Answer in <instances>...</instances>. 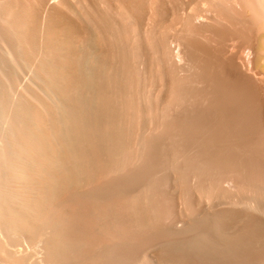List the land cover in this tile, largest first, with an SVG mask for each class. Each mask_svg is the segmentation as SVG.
I'll return each mask as SVG.
<instances>
[{"label": "bare ground", "instance_id": "1", "mask_svg": "<svg viewBox=\"0 0 264 264\" xmlns=\"http://www.w3.org/2000/svg\"><path fill=\"white\" fill-rule=\"evenodd\" d=\"M57 1L58 4L48 6L49 0H0V69L11 67L19 55L29 58L36 48L35 34H47L48 55L44 56L43 74L49 86L68 103L64 109L52 107L48 119L26 103L19 106L28 117V122L20 128L26 146L19 150L36 162L38 172H44L43 165L49 168L46 170V193L34 206L39 210L36 214L44 216L38 219L41 222L48 213L55 215L51 218L54 223L49 218L52 215H48L50 221L47 222L50 223L48 225L45 221V228L39 222L45 230L44 236L49 233L45 239L53 233L58 236L52 246V237L55 241L56 235L46 240L47 243L51 241L49 245L45 242L47 248L39 245L42 251L45 253L50 249L49 257L60 258L56 260L60 263L63 258L67 263L66 258L71 252L75 253L76 260L72 257L71 264L139 261L140 251L145 255L153 241L163 240L170 233L173 236L172 230L177 229L165 228V220L173 219L168 210L170 201L167 203L169 199L164 191L167 185L165 189L163 187L169 175L163 180V177L158 178L157 171L168 161L173 165L180 160L175 166L182 176L187 172L194 175L206 168L207 174L221 175L217 177L219 180L216 178L221 184V179L224 182L226 178L232 181L231 184L241 185L251 198L243 196L245 199L235 200L234 203L242 204L240 207L220 208L212 216L209 211L210 215L205 211L207 215L202 216V211L198 221L193 219L196 223L190 230L194 233L190 231L187 239L189 235L196 236L195 239L191 237L195 248L206 249V255H199L205 252L199 248L198 256L191 255L197 250L188 251L191 243H184L186 241L183 243L188 244L187 247L190 245L188 248L174 245V235L173 246L167 237L164 240L167 248L160 243V247L165 246L161 249L162 256L173 257L179 264H264V40L261 42L256 35L258 23L260 20L264 22V0H220L214 3L218 15L229 25L207 26L210 30L207 48L201 54L196 50L195 40L187 36L179 38L184 47L183 55L194 68L189 69L191 73L186 76L185 71L184 77L179 76L171 60L169 37L155 34L170 13L167 0ZM170 1L175 15L196 0ZM246 5L251 10L248 19L242 11ZM47 6L44 18L43 11ZM150 7L153 8L154 24L144 37L139 25L147 17ZM188 18L190 20L191 16ZM80 43L84 49L80 48ZM3 44L9 49L10 56L2 52ZM92 45L104 47L101 55L91 50ZM148 46L153 49L163 47L164 57L150 55ZM153 61L161 66L158 71L154 70ZM140 63L147 67L144 74L149 70L153 78L167 82L166 85L161 82L164 87L174 90L166 107L160 110L161 115L155 108L154 111L150 99L149 103L142 101L148 83L143 81L147 76H143ZM195 79L200 80L202 86ZM175 90L179 92L175 93ZM198 97L199 100L204 98L203 106H200L203 101ZM155 113L159 115L155 116ZM150 121L154 122L153 129L148 127ZM139 180L150 187H138ZM202 180L201 177V183ZM188 187L191 188H185ZM209 187L213 193L217 192L216 187V191L212 185ZM239 187L235 189H241ZM188 193L193 194L192 188L186 193L187 197ZM223 194L221 199L223 196L226 199L227 195L231 198L226 200L233 202V194ZM215 195L214 199L218 198ZM191 198H195L194 195ZM3 206L0 197V226L7 231L15 230L19 222L28 223L26 217L17 215V211L10 207L11 217L5 219ZM35 224L39 230L40 224ZM163 226L171 232L163 230ZM47 227H52L53 232ZM211 231L217 234L216 238L220 237V241L219 238L215 241L214 233V240L209 236ZM35 234L39 236V232ZM30 238L32 241V236ZM22 239L25 242L24 236ZM37 239L34 238L33 245L44 240ZM109 243L107 248L103 246ZM0 249H3L1 245ZM52 258L49 260L53 262ZM147 258L150 260V255ZM4 262L8 264L10 261Z\"/></svg>", "mask_w": 264, "mask_h": 264}, {"label": "rangeland", "instance_id": "2", "mask_svg": "<svg viewBox=\"0 0 264 264\" xmlns=\"http://www.w3.org/2000/svg\"><path fill=\"white\" fill-rule=\"evenodd\" d=\"M219 2H220V0H212L211 3H207V2L202 1V0H196L192 5H189L186 9H183V8L179 9L178 12L174 15L173 3L170 0H167V6L170 10V13L167 16V21L165 23L161 24L159 26L160 28L158 27L156 29L155 34H157L158 36H165L166 35L169 37V41L172 43V44L169 43L170 49H172V51L174 49V51H175V52L171 51V56H172L171 60H172L173 64L175 65L176 71L178 72L179 76H180V74H181V76L184 75L185 71H186V74H185V76H186L188 73H191L190 70H192V68H193L191 65L189 66V64H191V63H189V60L186 57H184V55H183V48L184 47L181 44L179 38L181 36H187V37L195 40L197 43L196 50L199 54H201V53H203L204 48L205 47L207 48V34H209V32H210V30L207 28V26L210 24L218 25L221 23H223L225 25H229V23L226 20L222 19L216 11V7H215L214 3H219ZM52 4H58V1L57 0L56 1L55 0H49L48 6L52 5ZM48 6H47L46 10L43 11L44 18H45V14H47ZM242 11H243L244 16L247 19L250 18V11L251 10H250V7L248 5L244 6ZM152 13H153V8L150 7L148 10L147 17L140 23L141 25H139L141 34L144 37L147 36L151 27L154 24ZM189 15L191 16L190 20L188 18ZM144 21H145V23H144ZM258 22H259V20H258ZM260 22L258 23L259 28L256 31V35H257V38H259V39L261 38L260 41L263 42V40H264V34H263L264 33V25H263L264 22H263V20H260ZM43 26H44V24H43ZM43 26H42V30H43ZM164 27H166V28H164ZM161 31H164L166 34L163 32L164 35H162ZM82 35H84V34H82ZM35 42H36V48H35L34 52L31 53V56L29 58H26L23 55H19V57H16L13 65L11 67H4V68L0 69V87H1L0 88V197H1V200L4 204L3 214H4L5 219L8 220L11 217L10 216L11 214L8 211V208L10 207L15 212L17 211L16 212L17 215L21 214L20 216L26 217V219L28 220V223H29L28 224V223L19 222L17 228L13 231L8 230L9 232L5 229V227L0 226V229H1L0 230V245L2 246V248L5 251L4 252L3 249H0V251H1L0 252V261L2 260L0 262V264H6V262H4V261H8V262L10 261L9 263L7 262L8 264H13L14 262L17 264H56L55 261L60 259V258L55 259V258L49 257V253H50L49 250L50 249L49 250L46 249L45 253H46V255L48 254L46 256L44 251H42L43 248H40V246L47 248L46 247L47 244L49 245V243H51V241H52L51 246L54 245V243L56 242V238L58 235H56L54 233H53V235H56V237L54 236L55 241H53V237H52L53 235L52 234H50L52 236H49V239H51L50 237H52V240L49 241V243H47L48 241H46L49 239H45L46 237H48L47 235L49 233H47V232L49 230L51 232H53L52 227L54 224L53 225L51 224L52 230L50 227H47V229H49V228L50 229L47 230V232H46L47 234L45 236H44L45 230H42V228H41V226L44 224L45 221L46 222L50 221V219L54 218L55 215L53 216L52 215L53 213H48L47 216L45 215L44 222H41L42 220L39 221L38 219H42L44 216L39 217L37 215L39 213L38 207L36 205L34 206L35 203L42 200L43 196L46 193V186L48 184V180H47L48 178L46 175V173H47L46 170L47 169L49 170V168L46 165H43L44 172H38L36 169V165H35L36 162L31 161L25 153H23L19 150L21 147L25 148V146H26V144L23 140V137L20 133V128L28 122L27 114H25L24 111H21L22 109L19 106H21L23 103H26V104L30 105L31 107H33L35 110H37L41 115H43V117L48 119V117L51 115L52 107H62L64 109L68 104L66 101H64L62 96L59 94V92L55 88L49 86V84L47 83L45 76L43 74L44 60H45V57L48 55L47 34H35ZM213 45H214V42H213ZM1 47H2V52L4 54H6L7 56L11 55L9 49L7 48V46L5 44H3ZM80 48L84 49L83 43L81 44ZM91 50L94 53L101 55V53L104 50V47H102L101 45H92ZM147 50H148L149 54L151 53L150 55H154V57H159V56L164 57V49L161 46H160V48H157V49H153L151 46H148ZM151 50H155V51L153 52ZM159 51H160V53H159ZM25 61H26V63H25ZM165 64L166 63H163L162 65L166 66ZM153 65H154L153 68L155 71H158V69L161 67L160 65H158L157 61H153ZM139 67L142 68V69L141 68L140 69L142 70V73L144 74L145 73L144 71H146V69H147L145 64L140 63ZM187 70H189V71H187ZM193 70H194V68H193ZM1 71L3 73H1ZM146 74H144L143 76H147V78L144 77L146 80H143V81H145V82L147 81V83H148L146 85L147 89L145 88L147 93L145 91V93L143 94L142 101L145 103H149V99H150L152 104H153V109L155 108L157 110V113L160 114V112L163 111L161 109H164L163 107H166V105H167L166 103L169 101L170 97L173 95V94H171L173 89L169 90L168 87H166V86L164 87V85H162L161 82H164L163 84H165V85L167 84V82L165 80L162 81L160 78H157V79L153 78L149 74V70H147ZM149 75H150V78L148 77ZM182 77H184V76H182ZM194 81L197 82L200 86H202V82H200V80L195 79ZM58 83H61V81L58 80ZM197 83H196V85H198ZM5 89H7V91ZM13 91H15V92H13ZM176 91L177 90H175V93L179 92V91H177V92ZM5 94H7V95H5ZM158 94H160L161 96ZM178 94L180 95V93H178ZM169 95H170V97H169ZM6 96H7V98H5ZM176 96L178 97V95H176ZM60 99H61V101H59ZM194 100H196V99H194ZM198 100H199V97H198ZM198 100H196V102H198L197 105H200L199 101L204 102V98L203 99L201 98L199 101ZM192 102H191V104H192ZM203 102H201L202 104L200 106H203L205 104V102L204 103ZM163 104H165V105H163ZM193 104H196V103L193 102ZM155 109H154V111H155ZM157 113H155V116L159 115ZM8 114H9V117H8ZM48 114H50V115L48 116ZM8 118H9V120H8ZM11 122H12V124H11ZM150 123H151V125H148V127L150 126L149 129H151V128L153 129L154 128V122L150 121L149 124ZM152 125H153V127H151ZM176 161H178V163L181 162L180 160H176ZM176 161L173 162L174 163L173 165L171 164L172 163L171 161L170 162L168 161L167 165L165 167H163L162 169L157 171V175H159L158 178L160 177V179H162V177H163L164 178L163 180H165L167 178V176L169 175L167 178V181L169 182V180H171L169 183L167 181H164L163 187L165 189V187H166L165 184L167 185V189L164 191H166L165 194H166L167 198L169 199L167 201V203H169V201H170V203H169L170 206H169V208L166 207V210L168 208L170 214L173 216V219H170V218L169 219H170V221L175 219V222H170L169 220H165L164 225H165V228L166 227L167 228H169V227L177 228V229H175L176 231L174 229L172 230L173 232H176V234L172 232V234L176 235V240L174 239L175 237L173 238L174 235L173 236L171 235L170 229L165 230L164 226H163L164 229L162 227H161V229H163L167 232L169 231L170 235L172 236V239L170 238L171 237L170 235L166 236L168 238V240L166 239V237H165V239L167 241H169L172 244V246H173L174 242L172 243L171 240L172 241L175 240L174 245H180V246L185 247V248L187 247L186 245L191 243L192 247L189 245L191 249H188V251L190 250V252H192V250L195 248V243H193V241H194L196 236H190L189 235L190 237L188 236V239H187V234L190 233V231H191L190 228H192V226H194L193 224L196 223V220L198 221L199 214L202 211H203V213L201 214L202 216L205 214V211H207L206 213L208 215H210L209 213L212 212L210 215V216H212L214 213H216L217 209H218L217 211H220L219 210L220 208H222V210H223L225 208L229 209V208H231V207L233 208L235 206L240 207V206H242V204L234 203L235 200L236 201L241 200V198H244L243 196H245L246 199L251 198V194L249 193L250 196L247 195L248 192L245 190V188H243L241 185L234 182L236 185H238L237 187L240 186L241 189L243 188L242 190L241 189L237 190L238 188L235 187L234 183L231 184L232 181L230 179L225 178L224 179L225 184L222 185L224 183L223 180L220 178L222 181V184L218 181L219 180L218 176L220 174H216V173L207 174L206 173L207 171H205V170H207L206 168L203 169V171H201V172H198V173L195 172L194 175L189 172L190 174H192L190 176V174H188V172H187L186 174H183V176H182L181 172L175 166V163H177ZM171 165H172V168L170 167ZM176 165H178V164H176ZM181 165H182V163H181ZM173 167H175V168L173 169ZM176 171H178V172H176ZM199 173H201L203 175L198 176ZM206 175H209V176H207L208 178L206 177ZM178 176L180 177V179L181 178L182 179L180 180ZM212 176L214 178H212ZM169 177H170V179H169ZM186 177H187V179H186ZM188 177H190V178H188ZM201 177L203 178L202 183H201ZM210 177H211V179H210ZM207 179L209 181H207ZM213 179H215V180H213ZM188 180H190V181L188 182ZM225 180H227V182ZM228 180H229V182H228ZM184 181H185V183H184V188H183L182 185H183ZM141 183H144L145 185L141 184ZM208 183H210V184H208ZM226 183H228V184H226ZM229 183H230V185H229ZM140 185H142L144 187L147 186L145 181H143V180L138 181V187ZM211 185H212L211 188H213V189L216 187L215 189L217 190V192L219 191V193H218L219 195H215V193L217 194V192L213 193V190L210 189V187H209ZM187 186H190L192 188V192H193V194L188 193L189 197H187L188 195L186 196V193L188 191L190 192L191 188L188 187L190 190L186 189ZM206 186L210 190H208L206 188ZM230 186H231V188H230ZM147 187H150V186H147ZM168 187H170V188H168ZM232 187H234L233 189L237 188V189L233 190L234 193L239 191L237 193L238 195L235 193L238 196L237 199H236L237 196L232 192ZM182 188H183V192H181ZM223 189H225V190H223ZM186 190H188V191L186 192ZM229 190H230V192H229ZM243 190H244V192H242ZM225 191L228 193H226ZM222 192L224 193L223 195H225V194L232 195L233 194L232 195V198L234 199V200L232 199L233 202L229 203L230 201L229 202L227 201L228 197L231 198V196L226 195L227 200L224 199V196L221 199L220 196L222 195ZM181 193H183V194H181ZM245 194L249 197H247ZM190 195L191 196L194 195L195 198L189 199L191 197ZM214 195L218 198L214 199ZM186 198L189 200H187ZM171 199H173V200H171ZM218 199H219V201H218ZM220 200H221V202H222V200H225V201H227V203H224L225 201L221 203ZM189 201L190 202L194 201V202L190 203ZM164 203H165V201H164ZM218 203H220V204H218ZM30 204H32V205H30ZM190 204L195 205V206L192 208V206ZM27 205H28V207H27ZM24 206H26V207H24ZM36 209L38 210V212ZM208 211H209V213H208ZM49 214H51L52 217H49V216H51ZM207 214H205V215H207ZM47 217H49L50 219ZM32 218L33 219L37 218V219L32 220ZM165 219H166V215H165ZM193 219H196V220H193ZM35 220H38L36 222H38V224H40V226L38 225L39 230L36 226L37 224H35L36 223ZM53 220L54 219H51L52 223H54ZM29 221H31V222H29ZM39 222H41L42 225ZM49 223L47 222L46 224L49 225ZM32 224L35 225L34 228L32 227L33 226ZM21 225H23V226H21ZM45 227L46 226H44V228ZM159 227H160V225H159ZM16 230H18V231H16ZM33 230H34V232H32ZM36 231L39 232V236H38V234H35V233H37ZM21 232H23V234ZM16 233L19 234V236L17 234L18 238L16 236ZM40 233L44 237H42V235H40ZM193 233H194V230L191 231V234H193ZM209 233H210L209 236L214 240L216 238L217 234L214 233L213 231H211ZM213 233L215 234V238H213V236H212ZM3 235H4V237H3ZM28 235H30V236H28ZM194 235H196V234H194ZM9 236H11V238ZM23 236H24L25 242L22 239ZM31 236L33 238L32 241L30 238ZM5 237L8 240L5 239ZM191 237L192 238L194 237V239H192ZM34 238L35 239L38 238L39 240H41V238H43L44 240L39 241L37 239L39 242L38 243L35 242V245H33L34 244L33 241H35ZM189 238H190V241H189ZM218 238L220 241L219 236H217L215 241H218ZM13 239H16V240H13ZM19 239H21V240H19ZM58 239H59V237H58ZM165 239L162 240V238H161L159 240L153 241L150 244V247H148V249L150 248L151 250L148 251V249H146L147 251L145 252V255H144L143 251L142 252L140 251L138 253V255L140 254L138 256L139 261L136 262V259H135V262H133V260H131L132 263H129V264H134V263H138V262H139L138 264H147V263L148 264L149 263L150 264H152V263L153 264H167L169 262L171 264V263H174V261L176 262L177 260L175 258L168 257L165 255L162 256V254H161L162 247H163V249H165L164 248L165 246L167 248V245L165 244V241H164ZM5 240H7L8 242ZM183 241H186L184 243H188V242L189 243L184 244ZM161 242L164 243L165 246L161 245V247H160L159 245ZM44 244H46V246H44ZM110 244L111 243H109L107 245L103 244V246H106L105 248H107L108 246H110ZM17 245L18 246L20 245L18 247L19 249L17 248ZM12 246H15L17 248L16 250L18 252H15L16 250L14 247L12 249ZM154 246H155V248H154ZM169 246L170 245L168 243V247ZM158 247H160L159 251H157ZM196 247H197V245H196ZM197 248L200 249L199 251H203V250L205 251L204 254H199V255H206L207 254L206 249H204L202 247H197ZM197 248H195V249L197 250ZM10 250H11V253H10ZM19 250H21V251H19ZM47 250L49 252H47ZM143 250H145V249H143ZM193 251H195V250H193ZM199 251L198 250H197V252L195 251L196 253H194V254L192 252L191 255L198 256L197 253H199ZM71 253H69L70 254L69 258L68 259L66 258L67 263L65 261V258H63L66 264H71V261L73 263V261L75 260V258H74L75 253H72L73 255H71ZM200 253H203V252H200ZM6 254H7V256H9L8 259H6L7 258V256H5ZM12 255H14V256H12ZM142 255H143V257L145 256L144 258H147L150 255V260H148V258H147V260H148L147 261L146 259L142 258ZM44 256L49 257V258L46 259ZM72 257L74 258V260L71 259ZM51 258H52L53 262L49 260ZM141 258L143 261L141 260ZM63 259H61V261H62L61 263H60V261H56V262H59L60 264H62V263L65 264L63 262ZM47 260L50 261V263L49 262L47 263ZM59 263H57V264H59ZM124 264H126V263H124ZM127 264H128V262H127ZM175 264H179V262H176Z\"/></svg>", "mask_w": 264, "mask_h": 264}]
</instances>
